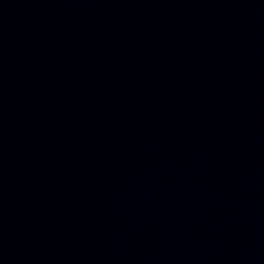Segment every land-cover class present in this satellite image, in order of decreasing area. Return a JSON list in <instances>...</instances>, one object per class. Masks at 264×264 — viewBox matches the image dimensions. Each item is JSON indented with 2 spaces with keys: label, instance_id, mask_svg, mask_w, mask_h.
<instances>
[{
  "label": "water",
  "instance_id": "water-1",
  "mask_svg": "<svg viewBox=\"0 0 264 264\" xmlns=\"http://www.w3.org/2000/svg\"><path fill=\"white\" fill-rule=\"evenodd\" d=\"M0 264H264V0H0Z\"/></svg>",
  "mask_w": 264,
  "mask_h": 264
}]
</instances>
